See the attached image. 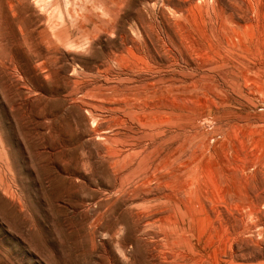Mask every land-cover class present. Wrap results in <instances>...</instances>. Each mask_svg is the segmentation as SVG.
<instances>
[{
    "label": "rangeland",
    "instance_id": "374dc122",
    "mask_svg": "<svg viewBox=\"0 0 264 264\" xmlns=\"http://www.w3.org/2000/svg\"><path fill=\"white\" fill-rule=\"evenodd\" d=\"M0 264H264V0H0Z\"/></svg>",
    "mask_w": 264,
    "mask_h": 264
}]
</instances>
